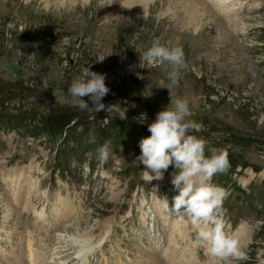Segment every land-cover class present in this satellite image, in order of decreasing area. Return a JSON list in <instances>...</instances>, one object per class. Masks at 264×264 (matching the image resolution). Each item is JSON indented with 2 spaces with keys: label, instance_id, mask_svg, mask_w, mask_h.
Masks as SVG:
<instances>
[{
  "label": "rangeland",
  "instance_id": "rangeland-1",
  "mask_svg": "<svg viewBox=\"0 0 264 264\" xmlns=\"http://www.w3.org/2000/svg\"><path fill=\"white\" fill-rule=\"evenodd\" d=\"M238 1L245 3V8L236 5L223 11L214 7H219L215 5L217 0H193L190 4L186 0H146L143 10L129 16L128 9L136 5L124 4L121 10L112 8L113 3L122 0H87L64 6L46 5L43 0H0L2 115L13 120L25 112L35 115L36 119V124L23 123L18 118L11 126L0 127V177L19 168L18 176L8 179L17 183L15 190L20 193L15 201H18L22 192L33 188L30 175L47 182L51 172L61 173L64 177L60 182L40 191L58 189L60 194L67 195L59 187L61 182H67L71 196L82 204L78 215L68 201L52 205L55 229L60 233L50 234L49 248L58 242L52 237H58L61 245L70 243L66 240H75L73 244L84 240L87 245L92 241L87 240V234L93 236L99 229L101 234L105 233L102 223L109 225L113 219H127L130 214L134 219L128 220L125 231L133 236L144 235V229L131 225L136 223V218L139 222L137 208L131 203L141 201L149 207L151 244L164 246L166 232L161 205L165 208V188H169L167 183H171L172 174L179 169L172 165L162 180L150 183L145 180L143 165L136 158L141 155L139 142L151 135L148 126L157 113L174 104L177 98H187L192 111L189 119L203 125L202 131L190 134L205 139L206 149L227 150L230 163L236 164L231 176L228 172L213 179L226 182L225 186L232 183L231 187L238 188L261 211V215L247 214L245 200H230V218H240L248 224L247 230L237 237L249 239L248 247L244 246L247 259L234 264H264V0ZM227 3L235 2L227 0ZM254 3L257 4L250 8ZM198 5L214 19L194 20L202 24L196 33L187 29L184 36L174 22L178 20L181 27L185 26L191 6L199 8ZM70 9H76L74 15L69 14ZM203 30L210 33V38ZM195 34H200L197 42L188 40L187 35ZM157 38L162 45L179 46L185 53L187 67L182 70L178 86L168 88L170 82L164 68L140 63V54ZM207 40H211L209 46L204 44ZM225 42L232 43L233 47ZM85 68L106 74L105 83L110 91L101 101L106 105L105 110L94 112L88 96L81 99L89 108L81 110L78 99L68 92L73 79ZM109 106L116 107L108 112ZM120 110L126 111L127 119H119L116 113ZM142 113H146V120L138 119ZM7 127L13 130H6ZM45 128L52 132L48 138L40 134ZM92 137L94 142H89ZM106 142H109L110 155L102 163L97 149ZM57 158L61 159L60 169H55L54 160L59 163ZM2 183L0 206L6 212ZM39 184L45 187L40 180ZM34 203L37 206L40 202ZM66 206L72 209L70 218L61 215ZM3 211L0 209V226ZM19 216L22 217L20 213ZM17 223L14 225L18 228L14 232L17 238L24 228L31 230L36 238L42 232L33 229L31 219L18 218ZM171 224L179 227L177 220H171ZM34 225L41 227L39 223ZM12 227L6 229L8 237L4 234L6 231L2 233L8 241L17 239L12 237ZM76 231L88 233L79 239L74 235ZM26 236L29 240L25 242L32 250L30 238ZM25 242L24 258L18 255L6 258L0 254V261L24 264L29 248ZM129 250L134 252L132 246ZM137 251L144 261H148L147 256H153L154 260L158 258V262L151 261L153 264H162L157 253ZM205 264H217V260L211 259Z\"/></svg>",
  "mask_w": 264,
  "mask_h": 264
},
{
  "label": "clouds",
  "instance_id": "clouds-1",
  "mask_svg": "<svg viewBox=\"0 0 264 264\" xmlns=\"http://www.w3.org/2000/svg\"><path fill=\"white\" fill-rule=\"evenodd\" d=\"M140 63L164 68L170 82L168 88L179 85L182 70L187 67L183 49L162 45L159 38L140 54ZM105 80L106 74L85 68L81 75L73 79L68 92L78 99L81 110L89 108L88 103L81 99L88 96L94 105L91 109L100 112L106 108L101 101L110 91ZM115 107L109 106L107 111ZM116 114L120 120L127 119L126 111L120 110ZM191 115L187 98H177L174 104L158 112L148 126L151 135L139 142L141 155L136 161L143 165L144 178L150 183L162 180L172 165L179 169L172 174L171 180L178 195L173 197L171 207L166 198L163 200L165 209L199 227L194 243L206 247L217 264H234V261L246 260L247 253L225 220L223 204L228 193L212 183L215 175L229 170V154L225 149L212 148L209 149L211 155H205L207 141L190 134L202 131L203 125L189 119ZM138 119L146 120V113ZM104 121L107 123V119ZM89 142H94V137ZM97 152L100 161L106 162L110 155L109 142L99 147Z\"/></svg>",
  "mask_w": 264,
  "mask_h": 264
},
{
  "label": "bare ground",
  "instance_id": "bare-ground-1",
  "mask_svg": "<svg viewBox=\"0 0 264 264\" xmlns=\"http://www.w3.org/2000/svg\"><path fill=\"white\" fill-rule=\"evenodd\" d=\"M80 1H84V2H86L87 0H43V2H44V4H46V5H50V4H59V5H63L64 6V4H73V3H75V2H77V3H79ZM143 1H144V3H143ZM146 0H131V2H129V1H127V0H122V2L121 3H113L112 4V8L114 9V10H121L122 9V6L124 5V4H126L127 6H130V5H136L137 7H135V8H133V9H131V8H129L128 9V15L130 16V15H136L137 14V12H140V10H143V8H145L144 7V4L146 3L145 2ZM163 1V0H162ZM83 2V3H84ZM165 2V1H164ZM186 2H188V4H190L191 2H193V0H186ZM92 3V2H91ZM76 4V3H75ZM225 4V2L224 1H221L220 2V6L222 5V8L221 9H223V11L224 10H227V8H228V6L227 5H224ZM58 5V6H59ZM81 5V4H80ZM206 5V4H205ZM207 6V5H206ZM225 6H227V7H225ZM186 7V6H185ZM188 7V6H187ZM198 7L199 8H197V6L196 7H192L191 6V9H190V15L189 16H184L185 17V19H186V23H185V26H183L182 25V27H181V24L180 23H178V20H177V22H174V24L176 25V28H181L182 29V33L184 34V36H185V33L188 31L187 29H189V30H191V31H193L194 33H196L197 32V29H198V25H201L202 23L201 22H193L194 20L195 21H198L199 19H204V20H209L210 18L211 19H214V16L208 11V10H206L205 8H203L202 6H199L198 5ZM87 8V7H86ZM178 9H182V8H178ZM73 10H76V9H73ZM72 9H70V11H69V14H75V12L76 11H73ZM145 10V9H144ZM184 12V11H183ZM146 13V12H145ZM73 14V15H74ZM109 15V14H108ZM111 16V15H110ZM159 18V17H158ZM184 20V19H183ZM174 25V26H175ZM175 28V29H176ZM179 28V29H180ZM187 30V31H186ZM203 32H204V34H207L208 35V37L210 38V33L209 32H207V30H203ZM203 32L201 31L200 33H201V35H203ZM199 33V32H198ZM199 36H200V34H195V35H193V36H190V35H187V38H188V40H192V41H195V42H197L198 41V38H199ZM201 37H203V36H201ZM205 37V36H204ZM211 41V40H210ZM210 41H206L204 44H206L207 43V46H209L210 45ZM203 42V41H202ZM225 43H227V44H229L230 46H232L233 47V44L232 43H230V42H225ZM171 181V180H170ZM68 205V204H67ZM26 206V205H25ZM61 206V205H60ZM63 206H64V204H63ZM59 209V208H58ZM72 209H70L68 206H66L65 208H63L62 209V214L61 215H63V217H65V218H70V216H71V214H72V211H71ZM56 211V210H55ZM61 211V210H60ZM77 213V212H76ZM76 217V216H75ZM74 218V217H73ZM74 220H75V218H74ZM65 222V221H64ZM73 222V221H72ZM73 223H75V222H73ZM77 223V222H76ZM66 224V223H65ZM99 224V223H98ZM103 225H104V227H105V235L107 234V233H109V228H108V226H107V224L106 223H102ZM68 225H70V224H68ZM74 225V224H73ZM59 226H60V224H59ZM56 228H57V226H55ZM74 227H76V226H74ZM59 228V227H58ZM70 228H72L73 230H75V228H73V227H71L70 226ZM7 229V228H6ZM61 229V228H60ZM61 230H64L63 228L61 229ZM70 230V229H69ZM59 231V230H58ZM66 232V231H65ZM104 232V231H103ZM4 233V232H3ZM7 231L4 233L5 235H7ZM63 233V232H62ZM80 232L79 231H76V234H74V235H76L79 239H81L84 235H86L87 233H81V234H79ZM10 234V233H9ZM64 234V233H63ZM104 234H101V235H103V236H101L99 239H96V242L98 243V242H101L103 239H104ZM4 235V236H5ZM28 235V234H27ZM247 236V235H246ZM7 237H8V235H7ZM13 237V236H12ZM27 237V236H26ZM62 238H63V236H61ZM87 240L88 239H90V240H92V238H93V236L91 235V234H87ZM58 238V237H57ZM83 239V238H82ZM239 240H240V242H241V245L244 247V246H246L247 245V243H248V236L247 237H240V238H238ZM9 240V239H8ZM26 240H29V239H26ZM25 240V241H26ZM62 240V239H61ZM64 241V240H63ZM62 241V242H63ZM82 241H84V240H82ZM89 241V240H88ZM94 241V240H93ZM27 242V241H26ZM25 242V243H26ZM85 242V241H84ZM91 242L92 241H90V243L89 244H87V248H83V249H80L78 252H77V256L78 257H83V258H85V256H86V254H88L89 253V251L91 250V246H92V244H91ZM31 243V242H30ZM65 243V242H64ZM17 245V244H16ZM25 245H27V243L25 244ZM28 246V245H27ZM29 247V246H28ZM28 247H25V249L26 248H28ZM28 250V255H27V257H25V259H23L24 260V264H40V261H39V257H38V255H36L34 252H33V250H31L30 249V247L27 249ZM1 254V253H0ZM2 256V255H1ZM0 256V257H1ZM11 256V255H10ZM14 257V256H13ZM149 259H148V261H149V263L152 261V260H154V257L153 256H147ZM3 258V257H2ZM1 258V259H2ZM16 258H18L17 256H16ZM24 258V257H23ZM158 259V258H157ZM157 259L156 260H154V261H156V262H158L157 261ZM160 259V258H159ZM17 260V259H16ZM213 260V259H212ZM14 261V260H13ZM147 261V262H148ZM160 261V260H159ZM6 262V261H5ZM11 262V261H10ZM22 262V261H21ZM86 262V261H85ZM88 262V261H87ZM6 263H9V262H6ZM152 264H153V262H151ZM13 264V263H12ZM19 264V263H18Z\"/></svg>",
  "mask_w": 264,
  "mask_h": 264
},
{
  "label": "trees",
  "instance_id": "trees-1",
  "mask_svg": "<svg viewBox=\"0 0 264 264\" xmlns=\"http://www.w3.org/2000/svg\"><path fill=\"white\" fill-rule=\"evenodd\" d=\"M121 122L119 121V124H120Z\"/></svg>",
  "mask_w": 264,
  "mask_h": 264
}]
</instances>
